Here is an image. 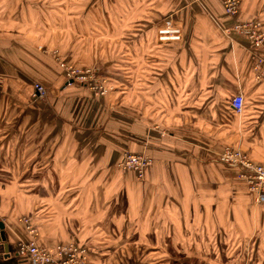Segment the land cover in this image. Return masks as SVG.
Returning a JSON list of instances; mask_svg holds the SVG:
<instances>
[{
	"label": "crops",
	"instance_id": "obj_1",
	"mask_svg": "<svg viewBox=\"0 0 264 264\" xmlns=\"http://www.w3.org/2000/svg\"><path fill=\"white\" fill-rule=\"evenodd\" d=\"M241 1L231 18L220 0H0V264H32L23 218L94 264H264V203L219 159L240 146L264 165V49L226 33L264 30V0ZM167 20L181 44L158 42ZM62 59L128 78L97 98ZM126 153L152 158L144 181L120 171Z\"/></svg>",
	"mask_w": 264,
	"mask_h": 264
},
{
	"label": "built area",
	"instance_id": "obj_2",
	"mask_svg": "<svg viewBox=\"0 0 264 264\" xmlns=\"http://www.w3.org/2000/svg\"><path fill=\"white\" fill-rule=\"evenodd\" d=\"M225 15L235 18L239 15L241 0H220ZM227 34L237 33L247 37L253 42L257 51L264 49V30L261 21H248L236 23ZM157 40L160 44H181L183 41V29L180 24L173 20H167L157 30ZM65 71L68 84L79 83L86 89L92 90L95 96L108 94V80L101 79L99 69L78 70L72 66L61 63ZM255 80H264V56L257 55L254 59ZM103 82H102V81ZM34 99L44 101L47 98V89L41 83H34ZM231 108L236 115H242L245 105V97L239 93L230 99ZM119 163V168L124 172H134L139 181H144L147 169L152 161L145 154L126 153ZM220 161L228 167L239 170V179L245 181L249 191L255 196L257 203H264V165L256 163L247 154L240 150L227 148L220 157ZM20 222L24 225L29 239L19 241L17 244V255L32 264H94L89 259V252L79 244H59L47 247L39 244L38 231L32 221L23 218Z\"/></svg>",
	"mask_w": 264,
	"mask_h": 264
},
{
	"label": "rangeland",
	"instance_id": "obj_3",
	"mask_svg": "<svg viewBox=\"0 0 264 264\" xmlns=\"http://www.w3.org/2000/svg\"><path fill=\"white\" fill-rule=\"evenodd\" d=\"M57 57H58V55H57ZM57 61V60H56ZM58 62V66H59V68L61 69V71H62V73H63V75H64V77H65V79H66V74H65V71H64V69L62 68V66H61V63H65L67 66L69 65V66H72V67H74L75 69H78V70H85L86 71V69H95V70H98L99 69V76L101 77V79H105V81L106 80H108V82L107 83H109L108 84V86H107V88H108V94L107 95H109V94H112L113 92H116V91H119V90H116L117 88H113L112 87V83L113 82H120V80H126L127 78H128V76L126 77V76H124V77H122V76H114V74L113 75H108V74H104L103 72H102V70L100 69V67H98V66H78V65H76V64H73V63H69V62H67V61H65V60H58L57 61ZM102 81V80H101ZM103 82V81H102ZM74 84H77L78 86H81L82 88H85L86 89V87H84V85H82V84H79V83H74ZM43 85V84H42ZM87 91L91 94V95H93L94 97H97V98H101V97H105V96H107V95H103V94H100L99 96H95V94L92 92V90H90V89H88L87 88ZM47 96H48V91H47ZM125 98H127V95L125 96ZM47 98H45V100H46ZM228 148H230V149H235V150H240V152L242 151L243 153H245L243 150H242V147H240V146H233V147H228ZM245 154H247V153H245ZM222 155V154H221ZM248 155V154H247ZM145 156H147L146 154H145ZM249 156V155H248ZM149 157V156H148ZM221 157V156H220ZM250 157V156H249ZM150 159H151V161H152V163H153V160H152V158L151 157H149ZM251 158V157H250ZM220 159V158H219ZM252 159V158H251ZM221 162V161H220ZM224 164V163H223ZM120 169V168H119ZM120 171H121V169H120ZM131 172V171H130ZM134 173V172H133ZM135 174V173H134ZM137 177V176H136ZM35 227V226H34ZM65 243V242H64ZM72 243H75V242H72ZM65 244H68V243H65ZM75 244H77V243H75ZM78 245V244H77ZM80 246V245H79ZM82 247V246H81ZM85 248V247H84ZM89 259H90V261H92L91 260V258H90V254H89ZM93 262V261H92Z\"/></svg>",
	"mask_w": 264,
	"mask_h": 264
},
{
	"label": "water",
	"instance_id": "obj_4",
	"mask_svg": "<svg viewBox=\"0 0 264 264\" xmlns=\"http://www.w3.org/2000/svg\"><path fill=\"white\" fill-rule=\"evenodd\" d=\"M0 229L3 230L4 229V225L2 222H0Z\"/></svg>",
	"mask_w": 264,
	"mask_h": 264
},
{
	"label": "trees",
	"instance_id": "obj_5",
	"mask_svg": "<svg viewBox=\"0 0 264 264\" xmlns=\"http://www.w3.org/2000/svg\"><path fill=\"white\" fill-rule=\"evenodd\" d=\"M244 109H245V105H244ZM257 163V162H256Z\"/></svg>",
	"mask_w": 264,
	"mask_h": 264
}]
</instances>
